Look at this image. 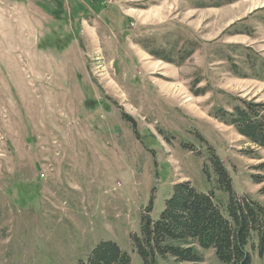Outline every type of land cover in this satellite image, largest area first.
Segmentation results:
<instances>
[{
	"label": "rangeland",
	"instance_id": "rangeland-1",
	"mask_svg": "<svg viewBox=\"0 0 264 264\" xmlns=\"http://www.w3.org/2000/svg\"><path fill=\"white\" fill-rule=\"evenodd\" d=\"M105 1L115 21L101 15L88 38L68 1L0 0V264H78L101 240L142 264L130 236L147 207L159 218L175 182L212 192L227 214L212 150L235 193L264 203V181L251 179L264 147L220 121L240 98L264 102V17L253 13L264 0L189 11Z\"/></svg>",
	"mask_w": 264,
	"mask_h": 264
},
{
	"label": "trees",
	"instance_id": "trees-1",
	"mask_svg": "<svg viewBox=\"0 0 264 264\" xmlns=\"http://www.w3.org/2000/svg\"><path fill=\"white\" fill-rule=\"evenodd\" d=\"M239 100L233 111L224 110L220 121L234 126L251 145L264 147V102ZM210 162L217 181L229 195L227 214H223L212 192L196 190L189 180L175 182L159 218L151 219L147 207L140 235L130 236L142 264H157L158 257L173 264H202L198 247L213 248L218 259L228 264H250L248 244L251 251L264 255V203L235 193L226 166L213 150ZM257 168L264 172V161ZM251 179L261 183L264 174L253 173ZM260 192L264 194V187ZM78 264L133 263L117 242L101 240Z\"/></svg>",
	"mask_w": 264,
	"mask_h": 264
},
{
	"label": "crops",
	"instance_id": "crops-1",
	"mask_svg": "<svg viewBox=\"0 0 264 264\" xmlns=\"http://www.w3.org/2000/svg\"><path fill=\"white\" fill-rule=\"evenodd\" d=\"M37 4V7L43 9L44 6L48 7V0H32ZM64 1L67 3V1L71 5V10H74V14L79 19L80 27L84 30V33L86 31H89L90 34L88 38L92 35L98 36L96 33L97 30V23L101 22L100 17L101 15H104V21L106 23H112L115 21V17L110 14L111 9H108V4L105 0H58V2ZM236 0L233 1H227V0H176L174 2V5H176L174 8L181 7V9H184L185 11H189L192 8H201L204 6H212L216 9L219 8V6L233 3ZM39 4V5H38ZM1 5H0V15H1ZM24 11H27L26 7H23ZM108 12V13H107ZM123 12L124 17L131 21V18L133 15L131 13H127L128 11L124 12L121 10V13ZM133 12V11H132ZM255 14L254 17H256V20H259L260 18L264 17V4H262L259 8H255L253 11ZM126 14V15H125ZM133 14V13H132ZM236 33H238L236 31ZM237 35V34H236ZM239 35V34H238Z\"/></svg>",
	"mask_w": 264,
	"mask_h": 264
}]
</instances>
